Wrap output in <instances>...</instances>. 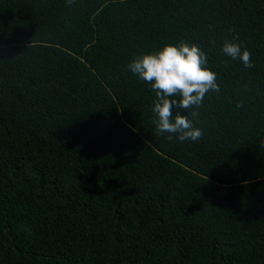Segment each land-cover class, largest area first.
<instances>
[{
	"label": "trees",
	"instance_id": "16d2710c",
	"mask_svg": "<svg viewBox=\"0 0 264 264\" xmlns=\"http://www.w3.org/2000/svg\"><path fill=\"white\" fill-rule=\"evenodd\" d=\"M181 43L197 142L128 70ZM0 264H264V0H0Z\"/></svg>",
	"mask_w": 264,
	"mask_h": 264
},
{
	"label": "clouds",
	"instance_id": "9594fccd",
	"mask_svg": "<svg viewBox=\"0 0 264 264\" xmlns=\"http://www.w3.org/2000/svg\"><path fill=\"white\" fill-rule=\"evenodd\" d=\"M222 52L234 60L252 67L251 52L242 49L240 44L225 41ZM207 56L196 45L181 43L179 46L167 45L155 54H145L134 58L128 70L143 81L150 83L156 94L153 121L159 134L168 133V140L197 142L203 135L192 120L177 113L173 119V108L185 110L199 107L204 96L212 90L218 91L216 74L205 67ZM179 95L180 99H170ZM195 117V111L190 112Z\"/></svg>",
	"mask_w": 264,
	"mask_h": 264
}]
</instances>
